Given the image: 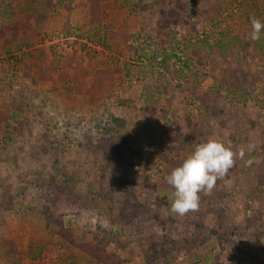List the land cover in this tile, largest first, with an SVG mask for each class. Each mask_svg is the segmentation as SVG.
<instances>
[{
    "label": "rangeland",
    "instance_id": "obj_1",
    "mask_svg": "<svg viewBox=\"0 0 264 264\" xmlns=\"http://www.w3.org/2000/svg\"><path fill=\"white\" fill-rule=\"evenodd\" d=\"M100 3L98 27L89 0H0L12 264H98L73 249L95 235L127 264H264V0ZM209 138L245 157L173 214L164 177Z\"/></svg>",
    "mask_w": 264,
    "mask_h": 264
},
{
    "label": "clouds",
    "instance_id": "obj_2",
    "mask_svg": "<svg viewBox=\"0 0 264 264\" xmlns=\"http://www.w3.org/2000/svg\"><path fill=\"white\" fill-rule=\"evenodd\" d=\"M250 39L258 41L264 32V22L252 15L250 17ZM255 148L249 144L248 151ZM245 149L236 151L226 146L220 139L209 138L196 145L182 163L173 168L170 174L164 177L166 183L174 191L171 196V212L178 216H185L189 212H196L200 206V193H210L218 179L225 177L229 170L235 167L236 159L243 160ZM253 163L252 159L245 161L247 166Z\"/></svg>",
    "mask_w": 264,
    "mask_h": 264
},
{
    "label": "trees",
    "instance_id": "obj_3",
    "mask_svg": "<svg viewBox=\"0 0 264 264\" xmlns=\"http://www.w3.org/2000/svg\"><path fill=\"white\" fill-rule=\"evenodd\" d=\"M100 1L102 0H89L90 6H91V11H90V23L91 24H96V26H100V20L102 19V13L100 12V9H98L100 6ZM219 50H222L220 46H218ZM223 79V78H222ZM221 80V82H224V80ZM77 93V92H76ZM78 94H87L86 92L83 93H78ZM22 111V109H19ZM16 112H20V111ZM5 110L0 107V119L6 120L5 117ZM21 115V114H20ZM65 119V118H64ZM45 127L47 128L48 126H51L54 128L57 126L58 119L56 118H45L44 119ZM69 125V119H65ZM68 128V127H67ZM0 170H5L4 168H1ZM11 191L12 189L7 188V186L3 183V181L0 179V228L4 227L6 224V215L7 213L11 210ZM9 198V199H8ZM48 224V223H47ZM62 227H60L61 232H59V236L66 242L72 243L74 242V236L70 235L69 238L65 236L66 233V228L64 227V224L62 222L61 224ZM63 230V231H62ZM101 236L95 235L93 236V241L92 242H81L77 243L75 246L79 249L91 256L93 259L105 263V264H123L124 260H120L119 257L116 255L109 253L107 251V247L109 243L104 244V240L100 239ZM0 249H1V254L3 257H7L9 260L12 262H15L16 259V247L12 240H1L0 241Z\"/></svg>",
    "mask_w": 264,
    "mask_h": 264
},
{
    "label": "crops",
    "instance_id": "obj_4",
    "mask_svg": "<svg viewBox=\"0 0 264 264\" xmlns=\"http://www.w3.org/2000/svg\"><path fill=\"white\" fill-rule=\"evenodd\" d=\"M44 20V19H43ZM88 20V19H87ZM35 25H38V27H39V29L40 30H42L43 28H46L47 27V25H48V20L47 21H43L42 23H41V20H37L36 21V23H35ZM6 220H7V218H6ZM7 224V223H6ZM63 241V240H62ZM68 243V242H67ZM78 243H81V242H78ZM68 245H70V246H73V245H71L70 243H68ZM15 247H16V245H15ZM1 248V247H0ZM22 249H24V251L26 252V254L28 253V250H27V248H22ZM73 249H74V251L75 252H78L79 254H81V257H82V254L83 255H85L86 257H88V258H90V259H92L93 261H95L96 263H98L99 261H97V260H95V259H93L91 256H89L88 254H86L85 252H83L82 250H79L76 246H74L73 247ZM19 250H18V248L16 247V258L18 257V254L19 253H21L20 251L18 252ZM107 251H109V253H111L112 251H110L109 249H108V247H107ZM112 254H114V255H116L117 257H118V255L117 254H115V252L114 253H112ZM85 256H83L84 258H85ZM0 257H3V255L1 254V249H0ZM6 261H11V260H9L6 256L5 257H3ZM119 258H120V260H124L120 255H119ZM87 259V258H86ZM16 261H17V259H16ZM9 264H12V261H11V263L10 262H8ZM27 263H28V261H27ZM100 263V262H99ZM98 263V264H99ZM100 264H105V263H100ZM123 264H127L126 262H125V260H124V262H123Z\"/></svg>",
    "mask_w": 264,
    "mask_h": 264
}]
</instances>
